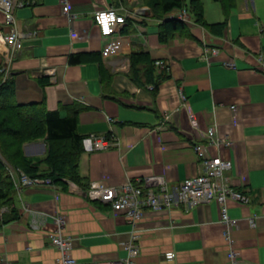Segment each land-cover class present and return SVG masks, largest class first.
<instances>
[{
    "label": "crops",
    "instance_id": "1",
    "mask_svg": "<svg viewBox=\"0 0 264 264\" xmlns=\"http://www.w3.org/2000/svg\"><path fill=\"white\" fill-rule=\"evenodd\" d=\"M16 1L22 4L14 12L22 49L9 62L0 43L2 81H10L14 104L42 103L61 117L75 115L83 136L78 174L84 188L91 182L118 186L157 175L174 193L181 181L198 174L193 146L205 144L206 130L214 127L217 138L231 145L207 150L231 162L230 184L249 198L247 204L227 203L229 216L237 219L233 245L244 261L264 264V0H235L226 18L219 3L204 0L206 22L226 21L222 34L190 17L185 29L165 42L162 19L142 0ZM109 7L124 15L126 24L121 50L104 58L93 14ZM8 31L0 10V32ZM207 48L218 53L207 55ZM143 51L155 62L165 61L168 70L164 78L140 79L138 85L130 77L129 55ZM75 56L80 63H71ZM229 61L234 68L224 65ZM92 136H104L111 145L94 149ZM22 153L44 158L45 139L25 142ZM23 205L30 211L24 212ZM13 209L0 227V264H53L58 252L46 235L55 228L56 213L66 216L65 233L78 261L119 260L133 242L139 247L137 264H229L214 201L187 211H146L133 225L110 206L59 186L25 187L15 195ZM43 214L44 225L33 229V217Z\"/></svg>",
    "mask_w": 264,
    "mask_h": 264
},
{
    "label": "built area",
    "instance_id": "2",
    "mask_svg": "<svg viewBox=\"0 0 264 264\" xmlns=\"http://www.w3.org/2000/svg\"><path fill=\"white\" fill-rule=\"evenodd\" d=\"M22 4L16 0H0V10L3 14V24L9 28L7 33L0 32V43L6 48L7 61L14 58L22 49L21 35L15 28V9ZM63 12L68 14V6H63ZM69 16V15H68ZM169 20L177 19L185 24L190 22V15L187 10H177L167 15ZM93 21L99 30L103 45L101 55L104 58L114 56L122 48L120 36L121 28L126 24V17L119 14L113 7L96 10L93 14ZM207 55L218 53L216 48L204 50ZM157 69L168 70L165 61L155 62ZM228 68H234L233 61L224 64ZM50 72H47V74ZM234 111L235 107L231 106ZM189 118L195 121L194 115ZM205 144L196 143L193 146L199 164V172L196 176L186 178L175 188L174 193H170L166 181L163 177L149 175L142 178L137 183L127 181L118 186H105L100 182H91L87 188L83 189L72 182H67V191L85 196L89 201L101 202L110 206L114 212L122 213L133 225L141 219L146 211L162 212L171 208L182 207L184 210L208 204L214 201L219 207L220 223L224 227L223 236L228 244L227 259L229 264H252L244 261L239 251L234 247L231 239V231L237 227V219L228 214V201L239 204H247L249 198L236 190L230 184L228 172L232 164L229 160L219 156L210 155L207 147L230 146L231 142L224 138H217L216 129L210 127L205 132ZM94 149H106L111 145L104 136H92ZM7 170L16 191L20 195L25 187H52L58 189L48 178L30 177L21 170L11 167L8 163ZM9 210L6 206H0V227L3 225L4 214ZM23 211L29 212V208L23 205ZM43 218L34 217L31 222L33 229H40L44 225L46 215ZM54 230L46 235L48 245L58 252V256L53 264H137L139 247L133 242L126 244V256L119 260L110 262L99 261H78L72 255V238L65 233L66 216L56 213L52 216ZM253 224V220H250ZM173 254L167 258L172 259Z\"/></svg>",
    "mask_w": 264,
    "mask_h": 264
},
{
    "label": "trees",
    "instance_id": "3",
    "mask_svg": "<svg viewBox=\"0 0 264 264\" xmlns=\"http://www.w3.org/2000/svg\"><path fill=\"white\" fill-rule=\"evenodd\" d=\"M148 5L153 16L162 19L160 39L165 42L176 32L185 29L186 24L177 19H164V15L174 10L185 9L197 24L211 33L221 35L226 21L208 23L204 19V0H142ZM219 3L226 18L235 0H211ZM130 77L138 85L155 82L157 75L164 78L166 69L159 71L148 52H134L129 55ZM71 63L78 64L81 59L71 57ZM157 72V74L155 73ZM163 73V74H162ZM139 74H141L139 76ZM2 75L0 73V80ZM156 84V83H155ZM11 83L0 81V154L13 168L21 170L30 177L50 179L61 189L67 182L75 183L85 189L78 174V161L82 152L83 136L76 130L75 115L61 117L57 111L45 110L42 103L17 105L12 101ZM157 85H154L156 87ZM6 103V104H4ZM5 105V106H4ZM44 138L46 155L42 159L27 158L22 153L25 142ZM16 191L13 181L0 162V206L9 208L13 213ZM8 220L6 217L3 222Z\"/></svg>",
    "mask_w": 264,
    "mask_h": 264
},
{
    "label": "rangeland",
    "instance_id": "4",
    "mask_svg": "<svg viewBox=\"0 0 264 264\" xmlns=\"http://www.w3.org/2000/svg\"><path fill=\"white\" fill-rule=\"evenodd\" d=\"M210 2H212V4H213V1H211L210 0ZM179 11V10H178ZM4 70H5V68L3 67V68H1V73H3L4 72ZM1 80H3L2 78H1ZM0 80V81H1ZM3 82V81H2ZM4 92H6V91H1L0 93H4ZM4 104H6V103H4ZM5 106V105H4ZM0 162H1V164H3V165H5V168H7L6 166H7V162H6V160H4V158L1 156V154H0Z\"/></svg>",
    "mask_w": 264,
    "mask_h": 264
}]
</instances>
